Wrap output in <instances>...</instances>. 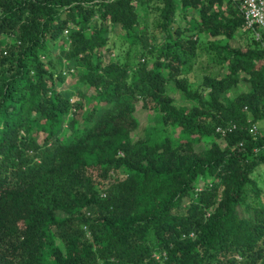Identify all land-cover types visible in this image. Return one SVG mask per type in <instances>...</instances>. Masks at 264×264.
<instances>
[{
    "label": "trees",
    "instance_id": "trees-1",
    "mask_svg": "<svg viewBox=\"0 0 264 264\" xmlns=\"http://www.w3.org/2000/svg\"><path fill=\"white\" fill-rule=\"evenodd\" d=\"M261 121L238 2L0 0V264H264Z\"/></svg>",
    "mask_w": 264,
    "mask_h": 264
},
{
    "label": "rangeland",
    "instance_id": "rangeland-1",
    "mask_svg": "<svg viewBox=\"0 0 264 264\" xmlns=\"http://www.w3.org/2000/svg\"><path fill=\"white\" fill-rule=\"evenodd\" d=\"M155 22H156V15H155V13L150 12V17L148 18L147 23H148L149 30L151 32L156 31ZM206 39H207V37L205 36L204 40H206ZM14 40L15 39L12 38L11 40H9V42H12ZM249 40H250V38H249V35H248L247 31L241 30L239 33H237L235 35V37L233 39L230 40V43H233L235 45L245 46V45H247ZM120 51H121L120 49L118 50L117 48H113L112 49V54H114V55L116 54V56H118ZM203 52H201V51L199 52V55H198V58H197L198 60H197V63L195 65V67H194L195 68V74H196V76L198 78L197 81L198 80L200 81L202 79V76H203L202 68H204V66L207 64L206 63L207 62L206 59H207L208 56H207L206 52H205V54H203ZM55 53H58V50H56ZM122 54H124V53H122ZM124 57H125V54H124ZM124 57H122V58H124ZM197 66H199V67H197ZM64 70H62V71H64ZM62 73H64V72H62ZM64 76H66V75L64 74ZM65 84L63 85V87L65 86ZM195 85H197V83H195ZM172 92H173L172 94L176 97V99H177V101L179 103L184 102V99H182L179 91L174 89V91H172ZM134 113H135L136 117L138 118V120L140 122V126H139L138 130L135 133L136 134H140L142 136L144 128L150 127L151 118L154 115V112H153L152 109L145 107L143 105V100L140 99L136 103V109H135ZM262 127L264 128V121L258 122L256 124V130L255 131H257V129L262 128ZM255 175H256V179L258 180L259 186L261 187V191L263 193V198H264V166L259 167L256 170ZM202 180L203 179H200V184L199 185H201L203 183ZM248 192L250 193L251 189H249Z\"/></svg>",
    "mask_w": 264,
    "mask_h": 264
},
{
    "label": "built area",
    "instance_id": "built-area-1",
    "mask_svg": "<svg viewBox=\"0 0 264 264\" xmlns=\"http://www.w3.org/2000/svg\"><path fill=\"white\" fill-rule=\"evenodd\" d=\"M238 2L244 16V24L247 28L253 30L255 38L260 40L264 49V0H232ZM67 32V31H66ZM234 126V125H233ZM229 131L231 127L227 128ZM256 125H253L251 131L256 132ZM217 131L224 133L226 128L217 127Z\"/></svg>",
    "mask_w": 264,
    "mask_h": 264
}]
</instances>
